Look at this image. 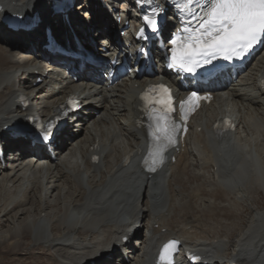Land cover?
Masks as SVG:
<instances>
[{"label":"bare ground","instance_id":"bare-ground-1","mask_svg":"<svg viewBox=\"0 0 264 264\" xmlns=\"http://www.w3.org/2000/svg\"><path fill=\"white\" fill-rule=\"evenodd\" d=\"M45 3L0 0V13L40 16L45 25ZM96 3H80L81 18L75 12L70 22L80 19L85 29L99 27L91 38L99 50L106 46L111 51L95 60L103 62L116 48L129 46L125 37L110 36L90 18L98 12ZM59 31L62 27L57 26ZM37 33L40 30L29 39L35 50L14 60L7 45L12 34L0 26V137L10 133L8 124L39 112V97L47 113L54 112L69 92L78 93L86 105L71 131L51 148H32L31 137H21L13 141L14 155L6 166L0 158V255L29 254L31 261L22 264H155L160 245L175 237L180 240V255L192 248L211 263L264 261V207L253 204L255 194L264 191V90L257 84L264 72V50L237 83L218 90L204 112L194 116L202 130L192 129L180 148L150 172L140 167L148 139L136 125L134 107L138 91L151 78L140 76L104 88L103 76L91 63L64 76L56 65L40 64L43 51L37 43L44 35L38 38ZM37 77L43 81L35 83ZM20 90L34 92L26 108L17 101ZM226 109L237 111L239 128L218 142L208 123ZM96 138L101 160L91 163L89 148ZM245 205L252 211L242 223ZM135 225H141L140 231L134 233L133 242L124 243V232ZM120 246L129 252L125 259L116 262L115 254L105 257ZM178 261L185 259L179 256Z\"/></svg>","mask_w":264,"mask_h":264},{"label":"snow or ice","instance_id":"snow-or-ice-1","mask_svg":"<svg viewBox=\"0 0 264 264\" xmlns=\"http://www.w3.org/2000/svg\"><path fill=\"white\" fill-rule=\"evenodd\" d=\"M190 5L192 0H184ZM155 30L156 21L146 17L145 21ZM185 31H188L185 29ZM264 36V0H209L205 15L198 27L193 29L189 35L174 38L171 43L177 44L180 40L179 49H173L170 66L178 67L185 72H192L199 66L200 61L210 63L211 58L217 54H224L225 59L232 56H241L249 51L261 37ZM164 93L169 90L159 86ZM196 93L188 97V102L194 101ZM170 96L167 100L161 99L158 103L164 105L159 112L153 116L155 122L154 131L150 133L155 143V148L150 150L153 163L163 161V152L174 143L172 133L175 125L170 123L168 107ZM181 102V110L183 105ZM183 118V117H182ZM227 123V122H225ZM45 139L48 138L45 134ZM150 170H155L153 167ZM175 242H169L161 251L160 258H166L170 246Z\"/></svg>","mask_w":264,"mask_h":264},{"label":"rangeland","instance_id":"rangeland-1","mask_svg":"<svg viewBox=\"0 0 264 264\" xmlns=\"http://www.w3.org/2000/svg\"><path fill=\"white\" fill-rule=\"evenodd\" d=\"M253 204L256 207L257 206L258 207H264V191H260L259 193L255 194L254 200H253ZM251 211H252V209L249 206L245 205V209H244V211L241 214V215H243L242 216V220H243L242 223H246L247 222V220L250 217L249 215H250ZM236 232L237 231H235L234 234ZM35 250L38 251L40 255H42L41 249H35ZM18 256H15V255H12V254H2L1 253V255H0V264H22L24 262L25 263L26 262L29 263V261H31V259L28 257L29 254H22V255H18Z\"/></svg>","mask_w":264,"mask_h":264}]
</instances>
